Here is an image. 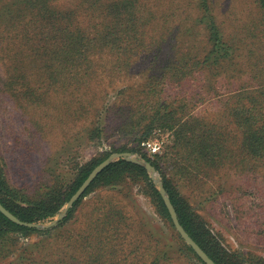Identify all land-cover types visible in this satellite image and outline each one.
I'll list each match as a JSON object with an SVG mask.
<instances>
[{
  "label": "trees",
  "instance_id": "1",
  "mask_svg": "<svg viewBox=\"0 0 264 264\" xmlns=\"http://www.w3.org/2000/svg\"><path fill=\"white\" fill-rule=\"evenodd\" d=\"M153 1L156 8L168 7L170 12L157 15L141 0H82L70 7L57 5L56 0H0V47L5 51L13 37L17 42L21 39L31 53L37 51L36 57L46 54L50 65L58 59L65 69H78L77 80L82 86L84 80L91 84L101 78L98 73L103 72V66L97 62L111 55L110 68L126 82L117 91L126 112L120 116L116 131L143 132L139 143L157 129L170 133L175 150L173 162L185 176L198 177L203 171L209 176L245 162L264 166V0L246 1L249 9L234 14L228 28L220 19L219 0H189L192 10L179 13L172 6L180 0ZM15 54L20 65L16 71L23 77L30 54L20 46ZM242 62L245 68H241ZM189 85L198 91L181 89ZM78 91L81 96L89 94L83 89ZM97 97L93 95V99ZM194 99L197 103L222 104V124L192 113ZM99 122L96 119L88 129L87 141L102 134ZM144 158L160 170L156 162ZM105 159L107 156L75 169L77 175L69 183L58 177L39 198L13 188L0 175V203L24 223L46 221L58 215ZM52 172L49 169L51 176ZM132 185L148 189L170 229L163 223L153 236L138 239L140 234L130 235L132 230L122 210L123 193ZM164 188L182 227L216 264H264V257L226 246L166 176ZM110 190H116L115 203L101 196V205L92 210V225L79 236L65 238V225L86 197ZM239 190L232 201L237 219L242 214L236 205ZM252 192L251 197L257 198L258 190L250 189L249 195ZM256 225L261 228L258 235L264 238V216L257 219ZM30 235L47 236L44 245H18L21 237ZM51 239L58 244L54 251L60 252L56 264H171L181 252L205 264L176 231L147 170L124 160L107 167L66 218L51 230L19 226L0 212V262L14 257V264H36V256L43 259L51 251Z\"/></svg>",
  "mask_w": 264,
  "mask_h": 264
},
{
  "label": "rangeland",
  "instance_id": "2",
  "mask_svg": "<svg viewBox=\"0 0 264 264\" xmlns=\"http://www.w3.org/2000/svg\"><path fill=\"white\" fill-rule=\"evenodd\" d=\"M56 1L57 5L69 7L82 2V0ZM188 1H176L171 6L173 9H178V13L181 10L191 11L194 6ZM246 1L248 0H219L217 8L222 14L220 19L225 21L227 28L231 26L234 14L241 15V12L249 9ZM141 2L153 8L156 14L166 10V13L170 12L168 7L156 8L153 0H141ZM161 16L162 14L158 17ZM244 21L245 14L242 13L241 22ZM229 32L233 31L229 30ZM23 42H26V39ZM17 46L24 49L27 55L30 54L23 77L16 71V67H20L19 57L15 54ZM10 48L13 50L10 51ZM10 48L2 51L0 47V175L13 188L30 197L39 198L58 177L61 181L69 183L77 175L75 169L78 171L80 167L88 165L95 159L106 156L108 159L115 154L133 151L134 153H131L133 156L147 161L144 158L146 157L159 165L160 170L154 167L157 171V179L163 185L165 176L171 179L182 197L205 219L209 228L223 240L226 246L264 257V244H260L264 242V238L258 235L261 228L256 225L257 219L264 216L262 214L264 213L262 208L264 207L263 165L245 162L237 168H231L230 171L226 167L209 176L205 174V171L198 177L195 175V177H188L187 174L185 176L173 162L175 150L173 136L170 133L157 129L147 137V140L139 143L143 132L129 134L116 131L120 116L126 112L123 97L117 94V91L124 87L126 82L119 79L117 73L110 68L111 63L108 58H111V55L97 62L98 66H103V72L98 73V77L101 78L91 84L84 80L85 83L82 86L80 80H77L79 70L75 67L67 66L65 69L58 59L55 60L54 65H50L46 54L36 57L37 51L31 53L24 43L21 44V39L17 42L13 37ZM30 61H32L31 64H28ZM241 64L243 65L241 68H245L244 63ZM189 87L194 91L193 88L196 86H183L181 89ZM78 89L86 90L89 93L88 96H81ZM195 91L198 89L195 88ZM93 95L98 97L93 99ZM191 105V112L198 114L202 119L211 120L216 124L218 122L222 124L224 121L222 117L220 118L223 105L217 101L197 103L194 99ZM81 106H83L82 109ZM96 119L100 121L98 127L102 134L94 141H87L86 133L94 126ZM81 136L83 139L79 140ZM147 142L159 144L160 153L152 155L143 146ZM49 169L53 171L54 178L49 173ZM148 175L158 191L149 173ZM239 187L240 201H236V205L241 207L242 214H239L237 219L235 204L233 205L232 201H235L233 197ZM252 188L258 190L255 192L257 198L251 197L254 195L253 192L249 195ZM110 191L106 193L98 191L97 194L93 192L86 197L76 209L72 219L65 225L66 231L62 233L65 234V238L79 236L92 225V210L97 205H101V196L108 197L115 203L116 190ZM147 191V188L132 185L124 191L126 193H123L125 206L122 214L127 218V224L132 230L129 231L130 235L140 234L138 239H144L147 234L153 236L154 230H158L163 223L170 229V225L163 221L157 204ZM67 203L57 216L39 222V230H51L56 227L57 225L52 227L50 225L65 209ZM48 226L50 228H47ZM46 237L43 235L21 237L18 245H28V248L44 245ZM57 246V241H52L49 254L43 259L36 256L37 263H35L56 264L60 254L59 251H54ZM36 255H38L37 251ZM176 256L175 262L171 264H200L184 252ZM27 257L30 259L29 254ZM14 260V257H10L2 260L0 264H14ZM15 264L31 263L25 261Z\"/></svg>",
  "mask_w": 264,
  "mask_h": 264
},
{
  "label": "water",
  "instance_id": "3",
  "mask_svg": "<svg viewBox=\"0 0 264 264\" xmlns=\"http://www.w3.org/2000/svg\"><path fill=\"white\" fill-rule=\"evenodd\" d=\"M124 160L129 163H133L136 165H139L147 170V172L150 174L156 188L158 189V192L160 193L172 220L173 225L175 226L176 231L179 233V235L182 237V239L185 241V243L190 246L193 251L196 253V255L203 261L205 264H216L208 255L207 253L188 235V233L185 231V229L180 224L178 214L176 212V209L170 199V197L167 194V191L164 188L163 183H161L157 179V171L156 169L147 161L137 157L133 156L131 153H121V154H115L111 157H109L107 160L102 162L99 166H97L89 175L87 180L83 183V185L79 188V190L75 193V195L70 199V201L67 203L65 209L60 213V215L57 217V219L50 225L56 226L58 225L63 219L66 218L69 210L73 208L75 203L81 199V197L85 194V192L89 189V187L93 184V182L99 177V175L111 164L119 161ZM0 212L6 216L10 221L13 223L28 227V228H37L39 229L40 226L38 223H24L21 220H19L15 215H13L10 211H8L1 203H0ZM49 226L47 228H50Z\"/></svg>",
  "mask_w": 264,
  "mask_h": 264
},
{
  "label": "built area",
  "instance_id": "4",
  "mask_svg": "<svg viewBox=\"0 0 264 264\" xmlns=\"http://www.w3.org/2000/svg\"><path fill=\"white\" fill-rule=\"evenodd\" d=\"M143 146L145 148L148 149V151L152 154V155H157L158 153H160V146L159 144H153L151 142H147L144 143Z\"/></svg>",
  "mask_w": 264,
  "mask_h": 264
}]
</instances>
